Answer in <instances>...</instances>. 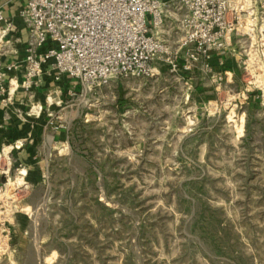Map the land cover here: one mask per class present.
I'll list each match as a JSON object with an SVG mask.
<instances>
[{"label":"rangeland","instance_id":"obj_1","mask_svg":"<svg viewBox=\"0 0 264 264\" xmlns=\"http://www.w3.org/2000/svg\"><path fill=\"white\" fill-rule=\"evenodd\" d=\"M260 2L189 100L173 78L115 85L71 102L69 151L0 144V264H264Z\"/></svg>","mask_w":264,"mask_h":264},{"label":"built area","instance_id":"obj_2","mask_svg":"<svg viewBox=\"0 0 264 264\" xmlns=\"http://www.w3.org/2000/svg\"><path fill=\"white\" fill-rule=\"evenodd\" d=\"M256 1L24 0L21 27L0 8L1 125L40 126L64 152L73 101L86 106L115 85L161 77L189 100L197 68L217 82L215 65L240 38L256 36ZM59 133L64 141L54 140Z\"/></svg>","mask_w":264,"mask_h":264},{"label":"crops","instance_id":"obj_3","mask_svg":"<svg viewBox=\"0 0 264 264\" xmlns=\"http://www.w3.org/2000/svg\"><path fill=\"white\" fill-rule=\"evenodd\" d=\"M24 7V0H0V8L4 11L5 15L9 18H12L15 23L21 27V21L18 17V14L20 10ZM214 70L218 73H228L231 71V68L226 66H219L215 65ZM197 73H201L200 69H196V71L193 73L194 77L197 75ZM196 80V79H195ZM197 81V80H196ZM125 83H122L121 86H123ZM196 90H200L201 88L197 85V82L194 83ZM105 91V90H104ZM2 113L0 112V144H11L16 141L20 140H26L29 135L31 134V137L33 139L40 138L39 143H41V146L43 148H54V146L50 143V140L52 139L51 135L43 134L42 128L40 126H37L33 132H31V127L28 124L21 125L17 121H13L11 125L9 126H2ZM65 135L63 133L56 134L54 136V140L64 141ZM37 140V139H36ZM69 144H70V133H69Z\"/></svg>","mask_w":264,"mask_h":264},{"label":"bare ground","instance_id":"obj_4","mask_svg":"<svg viewBox=\"0 0 264 264\" xmlns=\"http://www.w3.org/2000/svg\"><path fill=\"white\" fill-rule=\"evenodd\" d=\"M6 151V150H5ZM7 152V151H6ZM6 152H5V154H6ZM8 153V152H7Z\"/></svg>","mask_w":264,"mask_h":264}]
</instances>
